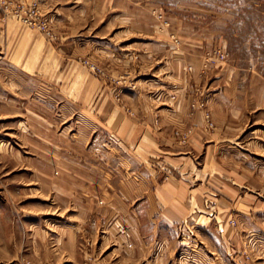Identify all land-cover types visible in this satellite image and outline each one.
<instances>
[{"label": "crops", "instance_id": "0c3cea01", "mask_svg": "<svg viewBox=\"0 0 264 264\" xmlns=\"http://www.w3.org/2000/svg\"><path fill=\"white\" fill-rule=\"evenodd\" d=\"M25 1L36 3L53 20L60 41L73 45L71 51L64 53L68 59L77 53L75 42H84L89 51L94 48L92 36L97 27H107L115 20L116 26L132 24L148 32L152 39L142 44L145 52H130L151 58L152 63L163 62L159 67L178 82L166 86L169 90L162 91L160 100L137 96L123 99L122 105L98 95L101 86L93 81L83 88L79 99L73 81L53 84L57 88L67 86V93L55 97L57 92L52 87L47 104L25 89L20 91L21 98L11 97L14 107L5 109L10 113L4 118L19 124L18 139L23 152L36 155L39 169L54 171L52 192L60 200L73 203L70 224L51 237L55 253L52 258L58 255L65 264H199L196 258L184 259V241L179 237L186 238V226L190 223L187 219L195 217L208 196L204 194L208 188L201 181L205 167L197 166L195 160L203 152L209 135L202 129L199 110L189 115L190 99L185 92L187 76L191 74L195 80L201 70L203 40L211 39L219 31L208 34L203 31L202 20L174 15H168V26L156 24L149 13L159 10L160 5L150 0H142L143 4L131 0ZM180 6L198 10L191 3ZM111 11L115 12L114 19L109 17ZM39 45V49L32 48L37 58L42 56V43ZM109 60L117 65L127 62L118 56L115 59L113 54ZM65 68L70 71L75 67L71 63ZM212 69L211 86L225 84L227 67L223 62ZM253 90L254 99H245L243 104L238 98L213 94L208 106L214 123L220 122L221 111L227 115L222 117L227 123L238 124L245 112L262 110V80ZM174 92L178 98L167 97ZM127 105L131 113L126 112ZM77 107L85 110L81 123L76 118ZM192 124L186 132L187 143L180 144L173 128L185 129ZM111 137L115 141H110ZM164 174L168 177L162 179ZM195 236L192 240L198 242V233ZM195 246H190L193 257H197Z\"/></svg>", "mask_w": 264, "mask_h": 264}, {"label": "rangeland", "instance_id": "374dc122", "mask_svg": "<svg viewBox=\"0 0 264 264\" xmlns=\"http://www.w3.org/2000/svg\"><path fill=\"white\" fill-rule=\"evenodd\" d=\"M150 1L160 5L159 10H150L149 13L156 24L162 25L160 15L168 26V15H174L202 20L203 31L208 34L219 31L211 39L203 40L202 63L205 56L220 49L225 54L223 65L227 67L226 83L220 87L211 86L214 66L202 73L199 71L195 80L191 74L187 76L185 97L190 99L189 115L193 116L199 110L202 129L209 135L203 152L195 160L197 166L205 167L201 181L208 188L204 190L208 196L195 217L187 219L190 223L186 226V238L179 237L184 241L183 250H186L183 257L188 260L196 258L199 264H264V108L245 112L238 124L227 123L222 118L227 115L221 111L220 122L215 124L208 106V99L215 93L238 98L242 104L245 99L250 102L254 99V87L261 80L264 85V0ZM181 3L195 4L198 10H185ZM114 14V11L110 12V19L116 17ZM48 19L53 38L4 17L0 8V264H65L58 255L52 258L55 253L51 237L70 224L69 216L73 213V203L60 200L52 192L54 171L37 167L36 155L23 152L19 145V124L12 119L5 120L4 116L10 113L5 109L14 107L10 103L11 97L21 98L20 91L25 89L47 104L46 98L52 97V87L58 93H54L55 97L61 98L67 93V86L58 89L55 84L73 81L78 98L87 83L93 81L101 86L98 95L113 98L122 105L125 104L123 99L137 96L160 100L162 91L169 90L166 86L178 84L159 67L163 62L152 63L151 58L133 55L132 52L138 49L141 54L145 52L142 44L152 39L141 28L132 24L116 26L113 20L107 27H97L95 36H92L94 48L86 51V44L77 41L74 46L77 53L68 59L65 54L68 49H73V45L67 46V42L60 41L53 20ZM20 36L26 39L25 42ZM39 42L43 46L42 56L37 58L33 49L35 46L39 49ZM58 50H61L60 55ZM111 54L115 59L118 56L127 62L117 65L109 60ZM83 61L95 63L103 74L92 73ZM71 63L75 67L70 70L73 72L65 68ZM58 68L60 72L57 73ZM194 81L197 84L194 85ZM167 97L178 98L175 92ZM261 102L264 104V93ZM124 108L131 113L130 106ZM205 111L213 123L210 128L203 118ZM84 112L77 107L76 118L80 123ZM193 126L173 128V135L180 144L187 143L188 134L183 142L175 132L183 135ZM110 141L115 139L111 137ZM166 177L168 175L164 174L162 179ZM194 223L203 228H196L199 226L195 227ZM197 233L200 239L194 242L192 239ZM193 243L196 244L197 257H193L194 251L190 248Z\"/></svg>", "mask_w": 264, "mask_h": 264}, {"label": "built area", "instance_id": "2783aa9c", "mask_svg": "<svg viewBox=\"0 0 264 264\" xmlns=\"http://www.w3.org/2000/svg\"><path fill=\"white\" fill-rule=\"evenodd\" d=\"M0 8L4 17H9L15 19L27 27L37 29L47 38H53V30L51 28L50 20L42 14L38 5L34 2H28L25 0H0ZM161 23L163 26H167V21L159 15ZM225 59V54L222 50H215L212 54L205 56L203 63L201 65V73L205 70L218 65ZM83 64L89 68L92 73L103 74V70L97 66L95 63H90L89 61H83ZM190 70V67H188ZM205 124L207 127H212L213 123L210 119L209 113L204 112L203 115ZM181 140L184 142L186 138V133L179 135L175 132ZM90 259V258H89ZM86 264V263H85Z\"/></svg>", "mask_w": 264, "mask_h": 264}]
</instances>
